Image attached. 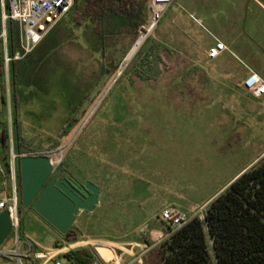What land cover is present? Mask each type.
<instances>
[{"label": "rangeland", "instance_id": "obj_1", "mask_svg": "<svg viewBox=\"0 0 264 264\" xmlns=\"http://www.w3.org/2000/svg\"><path fill=\"white\" fill-rule=\"evenodd\" d=\"M184 2L176 0L164 11L159 31L171 27L182 3L202 23L194 25L185 12L189 36L205 45L212 34L230 51L211 62L190 44L197 59L195 74L182 69L175 76L177 63L164 57L158 80L138 78L135 57L141 46L129 58L136 37L122 35L100 42L107 48L104 71L108 57H115L110 75L102 74L101 64L88 61L85 51L75 53L70 44L61 43L60 52H51L36 76L24 73L20 79L15 121L10 84L8 91L0 86V121L9 138L8 148L0 152V200L13 189L19 198L17 159L14 176L10 170L12 155L49 156L54 165L60 161L55 170L64 168L77 181L93 182L100 192L98 205L91 213L79 212L70 228L79 240L73 244L34 212L18 211V239L30 244L26 250L33 264L84 248L99 261L116 254L124 262H136L162 241L152 234L162 229L163 209L201 215L202 205L262 157L264 97L252 98L241 85L243 65L264 80V0ZM67 22L65 18L60 25ZM87 42L94 50L100 46L94 37ZM150 45L151 40L140 53ZM67 119L77 125L63 137ZM15 134L20 155L13 146ZM67 157L71 161L65 166ZM0 250L12 252L13 238L8 236ZM15 259L0 256V264Z\"/></svg>", "mask_w": 264, "mask_h": 264}, {"label": "trees", "instance_id": "obj_2", "mask_svg": "<svg viewBox=\"0 0 264 264\" xmlns=\"http://www.w3.org/2000/svg\"><path fill=\"white\" fill-rule=\"evenodd\" d=\"M8 1L5 0L6 7ZM147 5L148 0H73L68 20L78 27L87 23L90 36L100 45L103 39H113L127 34V31L137 37L139 27L148 20ZM102 44L98 46L101 51L100 69L103 75H110L114 63L105 62L107 71H104L106 48ZM141 47L135 57L136 61L140 57ZM2 48L0 42V86L4 83ZM18 50V29L10 22L7 27L6 54L12 59ZM25 58L26 56L21 60L11 61L8 65L10 105L14 121L20 79L24 73L33 77L37 75ZM138 62L140 69L136 71L137 77L149 79L152 76L149 71L150 59L144 56ZM76 125L75 119H67L62 126V136H66ZM4 126L5 122L0 121V149L3 151L8 148L9 142ZM14 137L13 146L20 155L19 139L16 134ZM70 161L68 157L65 160L69 165ZM17 182L19 193V178ZM6 196H10V191ZM17 208L18 211L22 209L20 197L17 200ZM159 221L164 238L141 255L142 264H264V156L240 172L205 206L202 219L198 216L191 217L177 230L161 219ZM72 235H75V232L71 229L64 235L69 244L79 241ZM9 236L13 238V233ZM80 244L70 245V248ZM148 245L151 244L148 242ZM61 258L84 264L97 259L90 248L68 251Z\"/></svg>", "mask_w": 264, "mask_h": 264}, {"label": "built area", "instance_id": "obj_3", "mask_svg": "<svg viewBox=\"0 0 264 264\" xmlns=\"http://www.w3.org/2000/svg\"><path fill=\"white\" fill-rule=\"evenodd\" d=\"M173 0H148V20L138 29L136 45L139 47L152 35L158 26L160 18L167 7L170 6ZM73 0H0V42L3 47V66L4 76L7 91L8 88V65L11 61H17L28 55L32 49L41 41V39L48 33V31L63 17H65L71 10ZM189 18L197 22L192 15ZM14 23L18 29V43L20 53L14 55L11 59L6 54V41H7V27L8 23ZM213 44L206 52L205 57L208 61H216L223 54H230L229 49L214 36L210 35ZM132 48V49H133ZM130 54V53H129ZM128 54V57H129ZM246 76L242 80V88L252 98L260 99L264 97V80L256 74L253 70L243 65ZM17 156L12 155L10 159L11 175L14 176V162ZM7 211L11 222V232L13 233V250L12 252L1 251L0 256L4 258L15 257L13 264H33L29 259V251L26 247H31L26 241L18 239V208L17 197L15 189L12 190L10 196H4L0 200V213ZM193 215L192 217H194ZM199 219L203 215H196ZM160 219L165 224L169 225L172 229L177 230L185 225L191 217H187L175 208L163 209L160 214ZM158 239H161L159 236ZM58 253L52 254L47 258L43 264H84L74 260H65L57 257ZM36 259L41 258L35 255ZM11 260V259H10ZM141 260L124 262L122 255L117 256L113 254L106 260L99 261L98 259L88 264H140Z\"/></svg>", "mask_w": 264, "mask_h": 264}, {"label": "crops", "instance_id": "obj_4", "mask_svg": "<svg viewBox=\"0 0 264 264\" xmlns=\"http://www.w3.org/2000/svg\"><path fill=\"white\" fill-rule=\"evenodd\" d=\"M174 2H176V0H173L171 4H173ZM183 2H184V0H183ZM187 5L191 6L192 4H191V2H188ZM70 11H69V13H70ZM185 12L187 13L188 19L194 25L201 27V25H202L201 21L199 19H197L194 14L187 12L186 6H184L182 3L179 4L178 15L172 20V25L170 28H168V29L163 28L159 31V23H158L157 28L155 29V31L152 33V35L148 39V41L151 40V45L147 48V50L145 49V52H141L140 57H139L141 59L142 57L145 56V57L149 58L151 61L150 65H149V71H150V74L152 76L148 80L151 79V80L156 81V80H158L160 75L163 74V70L160 69L159 64H160V59H163L164 57L171 58L173 61H175L177 63V69H176L177 71H176V73H174L175 76L180 74L182 72V69H183L184 74H188V75H190V73L195 74L196 69L198 68L197 67V59H196V57H194L195 56L194 54H190V52L193 51L191 49L190 44H193L192 47L194 48V51H193L194 53H196V51H199L202 53V55H204V58L206 59L205 52L213 44L212 38L209 36L210 33H208V36L210 38V43L205 44V45H203L201 41L200 42L196 41L195 39H193V37L189 36L188 32L185 30L186 26H185V22H184L183 17H182ZM69 13L65 17H63L60 21H58L48 31V33L41 39V41L32 49V51L28 55H26L25 59L28 60V64L30 65V68H32L34 72L39 73L41 66L44 63H46L47 57L51 52H53V51H55L56 53L60 52L59 45L61 43L70 44L71 45L70 50H72V52L76 53V51H78V52L85 51L86 53H88L90 55L88 61L97 62V64H99V62L101 60L100 47H97L94 50L93 48H91V47L89 48V46H87L88 45L87 41L90 38L92 39V37L90 36L91 32L86 27V26H88V24L84 23L79 27L72 25L71 22L68 20ZM190 15H192L197 22L192 21L189 18ZM65 18H67L68 24H65V25L61 24L60 25V22ZM122 35L127 36V37H129V36L134 37L128 31H127V34H122ZM122 35H120V36H122ZM210 35H212V34H210ZM118 37L119 36H117L115 38H118ZM111 40H114V38ZM86 42H87V44H86ZM147 42H145L142 45L141 50H142L143 46L146 45ZM111 46L115 47V44H112ZM18 49H19V43H18ZM17 53H20V49L17 51ZM105 58H106V54L104 52V59L103 60H105ZM139 58H138V61H140ZM114 60H115L114 56H111V57L109 56L106 63L107 62L115 63ZM184 63H186V64H184ZM138 64H139V62H138ZM255 73L258 74L257 72H255ZM73 77H74V74L70 75L68 78L72 79ZM173 79H174V77L171 80V85L173 83ZM2 85H5V87H6L5 76H4V83ZM8 87H9V84H8ZM0 99L2 101L1 97H0ZM0 152H1V149H0ZM29 155H31V154H29ZM263 155H264V153H263ZM22 156H26V155H22ZM67 165H68V163L66 162L65 166H67ZM0 183H3V181H0ZM90 183L95 185V183H93V182H90ZM2 192L4 194L7 193L6 190H3ZM4 196H6V195H3V197ZM206 205L207 204H204L201 206V209L203 210V212H204V208ZM202 215H203V213H202ZM192 216L193 215H190V217H192ZM153 232L154 233L152 234V236L157 234L158 236L161 237V239L164 238L163 232L161 230H154Z\"/></svg>", "mask_w": 264, "mask_h": 264}, {"label": "water", "instance_id": "obj_5", "mask_svg": "<svg viewBox=\"0 0 264 264\" xmlns=\"http://www.w3.org/2000/svg\"><path fill=\"white\" fill-rule=\"evenodd\" d=\"M55 165L46 155L17 156L20 205L65 235L79 212L91 213L98 205L99 189L88 181L79 186L70 179H61V169L55 170ZM10 233L9 214L3 211L0 213V247Z\"/></svg>", "mask_w": 264, "mask_h": 264}, {"label": "flooded vegetation", "instance_id": "obj_6", "mask_svg": "<svg viewBox=\"0 0 264 264\" xmlns=\"http://www.w3.org/2000/svg\"><path fill=\"white\" fill-rule=\"evenodd\" d=\"M60 178L61 179H70L72 181H75L79 186L82 185V183L84 182V181L83 182L77 181V179L73 175H71V173H69L68 171H66L64 169H61ZM30 211H32V210H30Z\"/></svg>", "mask_w": 264, "mask_h": 264}, {"label": "bare ground", "instance_id": "obj_7", "mask_svg": "<svg viewBox=\"0 0 264 264\" xmlns=\"http://www.w3.org/2000/svg\"><path fill=\"white\" fill-rule=\"evenodd\" d=\"M139 48V45H136L131 51H132V53L131 54H129L130 56H129V58L136 52V50Z\"/></svg>", "mask_w": 264, "mask_h": 264}]
</instances>
